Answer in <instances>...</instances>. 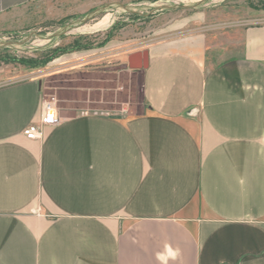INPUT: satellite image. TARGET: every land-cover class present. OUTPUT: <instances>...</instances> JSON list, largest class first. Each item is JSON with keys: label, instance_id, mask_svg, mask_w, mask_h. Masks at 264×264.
<instances>
[{"label": "crops", "instance_id": "0c3cea01", "mask_svg": "<svg viewBox=\"0 0 264 264\" xmlns=\"http://www.w3.org/2000/svg\"><path fill=\"white\" fill-rule=\"evenodd\" d=\"M219 31L152 42L133 116L27 139L40 80L0 85V264H264V24Z\"/></svg>", "mask_w": 264, "mask_h": 264}, {"label": "rangeland", "instance_id": "374dc122", "mask_svg": "<svg viewBox=\"0 0 264 264\" xmlns=\"http://www.w3.org/2000/svg\"><path fill=\"white\" fill-rule=\"evenodd\" d=\"M252 24H264V0H46L0 25V85L39 79L43 99L64 116H133L144 103L141 69L126 65L130 53L231 25L239 51L240 30Z\"/></svg>", "mask_w": 264, "mask_h": 264}, {"label": "built area", "instance_id": "2783aa9c", "mask_svg": "<svg viewBox=\"0 0 264 264\" xmlns=\"http://www.w3.org/2000/svg\"><path fill=\"white\" fill-rule=\"evenodd\" d=\"M60 121V116L52 102L45 99L41 102L38 122L28 124L22 131L27 139H39L44 126L55 125Z\"/></svg>", "mask_w": 264, "mask_h": 264}, {"label": "water", "instance_id": "95a60500", "mask_svg": "<svg viewBox=\"0 0 264 264\" xmlns=\"http://www.w3.org/2000/svg\"><path fill=\"white\" fill-rule=\"evenodd\" d=\"M148 51H136L127 56V68L129 69H143L147 66Z\"/></svg>", "mask_w": 264, "mask_h": 264}, {"label": "bare ground", "instance_id": "6f19581e", "mask_svg": "<svg viewBox=\"0 0 264 264\" xmlns=\"http://www.w3.org/2000/svg\"><path fill=\"white\" fill-rule=\"evenodd\" d=\"M107 22V17L104 16L103 18H101V20L98 22L99 25H105Z\"/></svg>", "mask_w": 264, "mask_h": 264}]
</instances>
